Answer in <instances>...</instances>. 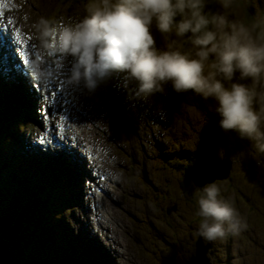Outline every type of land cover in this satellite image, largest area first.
I'll use <instances>...</instances> for the list:
<instances>
[{"label":"rangeland","instance_id":"374dc122","mask_svg":"<svg viewBox=\"0 0 264 264\" xmlns=\"http://www.w3.org/2000/svg\"><path fill=\"white\" fill-rule=\"evenodd\" d=\"M10 1L11 3L9 4L4 0H0L3 8L13 15V24L19 30L30 52L36 49L37 42L39 43L40 40L36 27L37 25L35 23L40 22L42 19L48 20V14L51 12L56 14L57 11L65 7L61 13L64 14L69 6L67 0H39L40 6L37 5L38 2L32 4V8L37 16L31 17L28 13V9L21 3L27 2L28 0H20L18 6H21V9L17 8L18 6H14V0ZM74 1L77 2V0ZM258 9L264 11V0H248V12L250 15H256ZM220 10L221 8L218 4L216 11ZM79 12H81V10H79ZM75 19L76 23L81 21V13H78ZM34 27L36 29H34ZM152 33L156 39L157 47L160 49L166 48L167 41L155 26L152 28ZM49 40H51V37ZM120 74L121 78L116 86H108L113 89L110 91L111 95L110 93L108 95L106 90L99 92V90L95 89L94 91L88 92L94 113L98 114V116L100 115L101 118L99 122L102 125L101 129H98L92 135H89L90 133L88 132L89 134L87 135H89L91 139L86 138V141L94 143V148L95 145H97L98 147L107 148V151L111 150L110 153L114 157L122 156L124 158L121 163L122 169L121 171L118 170L119 173H121V184H118V186H120L118 189L121 193H119V191L116 195H113V201L117 204H111L109 206L116 211L114 218L116 219L115 227L118 229L115 233H108L104 230V234L100 232L101 230L99 231L96 229V233L99 236L96 237L97 239L94 238L99 242H94L96 247L98 244L102 247V243L104 245L108 243L107 246H109V248L107 247V250L105 248H100V251H104L102 253L105 254L104 256L100 254L101 257L103 256V261L104 257L112 253L114 256H117L115 257L116 264H199L201 259H198L197 255L202 254L203 252L200 253V251L209 247L210 249L208 251L206 250L208 254H206L208 264H264V154H260L252 149L251 141L241 139L237 132L231 130L225 131L222 129L220 125L222 117L215 111L216 103L212 99L205 101L201 96L196 95L192 91L178 94L169 84L165 86L164 93L157 92L145 100L136 94L138 91L137 83L129 80L124 73H118L119 76ZM139 98L142 99V103L145 105L143 110L148 114L144 115L143 118L138 112L133 114L135 108L131 103L136 104L135 100ZM54 99L59 101V98ZM27 103V106L31 107L30 102L27 101ZM46 103L47 98L45 104ZM116 106H120V109ZM7 107L11 109L9 106ZM76 109L83 113L88 112L87 106L85 105L76 106ZM131 111H133V113ZM70 112L71 111L67 112L65 109L64 114ZM153 112H155V116L158 115L160 117L159 120H161V123L159 125L151 123V119L148 120V116L152 115ZM6 115V112H2L0 119L2 123H7L8 121L10 126L14 125V123L11 122L18 119L16 121L18 124L13 126L16 129V132H14L15 138H9L15 146L22 145L20 140L24 142V135H27V139L31 137L33 141L38 140L37 135H35L37 130L36 127L32 124L23 123L20 120L23 116L17 114L19 115L17 119L15 117L6 120L4 119ZM31 120L37 123L35 119L32 118ZM82 123L87 127L84 121H82ZM158 126L160 127L158 128ZM166 130H168V133ZM86 131H88V129H86ZM1 132L4 133L3 137H1ZM143 133H145L144 136ZM17 134H20L19 138L16 137ZM0 137L1 144L7 138L6 130H3L1 125ZM110 137L113 139H110ZM163 140L164 143H167L169 148L168 151H166V149L164 150V152H166L164 156L169 160L173 159L172 164L163 165L167 167V169L156 164L154 158L151 160L147 158L150 153L153 152L154 147L163 143ZM102 141L105 142V144L101 143ZM157 142L159 143L156 144ZM98 147H96L97 150L100 149ZM0 148L2 151L4 150L11 155L12 147L10 145L2 144ZM128 155H134L133 159L138 157L142 163L147 165L135 164L133 161H129L127 159ZM99 156L102 158L104 155L100 154ZM145 160H147V162ZM225 160H229L232 163L231 169L228 170V178L215 179L213 182L221 187L222 196L224 198H231L234 206L241 213V217L246 221L247 228L237 236L229 235L224 240L206 241L199 235L198 225L202 218L197 216L196 212L198 211V196L203 194V186L209 183L205 182L204 185L199 186L195 179L196 176H199L201 173V168L211 169L220 161L225 162ZM8 162L11 161L4 157L0 158V194L2 195L0 200L1 203L8 208L2 210L0 206V219L7 220L4 214H15L17 219L24 216L25 223L28 219L35 220V222H33L36 223L41 219V216H36L37 214L40 215V212L35 214L33 211L34 214H29L31 217H28L26 211L31 204L28 202L29 204L24 205L23 203L26 202L21 204V201H25L22 194L25 196L31 195L33 200L40 194L39 198L43 199V203L46 206L44 207L46 223H43L42 227L44 228V225L48 227L49 224L47 222L51 221L49 222L51 228L47 231L55 234V232L61 233L63 230L64 224H61V226L59 222H63L62 216L67 214L68 209L70 211H76L75 213L87 212L88 210L86 209L88 208L90 210V207L94 204L93 201L95 197L92 194V188H94V185L97 183L95 182L96 176L92 175L89 177L90 179L86 183L87 189H85V192L88 193V197L84 198L81 197L82 195H76L75 197L78 204L72 205L73 202H70V194L74 191V194L80 195L83 189L79 187L81 182L78 179H74L73 181L77 188H71V182H69V180L67 181L69 190L68 192L66 190V193L60 186V184L62 185L63 183H55V186H51L49 183L45 186L41 185L37 178H31L26 174L29 170H24L19 167L15 170L12 164ZM166 162L169 161L166 160ZM6 164L8 167H6ZM223 166L224 165L221 164L218 165L219 168ZM116 167L120 169L118 164H116ZM145 167H148L151 173L148 175L150 181L146 183L144 180V184L139 176L141 172L144 176L145 171L142 170H144ZM188 167L189 169L194 167V170L190 171L187 169ZM57 169L59 170V168ZM224 172L225 168L222 169L221 173ZM41 173L43 174L44 172ZM202 174L205 176V179H212L215 177L216 171L212 168L208 172H202ZM79 178L86 181L88 177H86V179L83 177ZM33 181L36 182V186L40 185L42 189L38 190L30 187L28 190L25 188L26 184H32ZM97 181L99 182L100 180ZM35 185L33 184L34 187ZM5 188L8 189V191H5L7 195H4ZM16 188L20 189L23 193L20 194L19 190ZM54 188L57 191H54ZM133 188L137 190L134 191ZM61 191L63 192V199H61L62 195L61 197L58 196L61 194ZM143 195L146 196L144 204L141 202L143 201ZM20 197L21 200L19 201ZM79 199H81V201H79ZM122 201H124V203H122ZM64 202L68 204L67 210H63L65 208L61 205V203L64 204ZM59 205H61V207ZM104 208L105 207H103V209ZM60 210H63V212L62 215L57 218L58 220L60 219V221L56 222L55 225L54 218L59 215ZM75 216L76 219L74 220L81 224L83 219L79 218L77 214ZM117 216L119 218H117ZM92 218H99V216L96 217L95 213L90 210L89 215L85 216V220L87 219V221L85 224H81L83 229L90 231ZM18 221L19 224H16L14 221L15 228L12 229V234L14 235L12 241L9 240V235H11L10 232L6 234L2 230L0 231V258L6 257L8 259V261L6 259L2 260L5 264L17 263V253L22 259L21 261L19 260V264H24L25 261L28 260L29 255V258H34L31 257L29 250L28 252L24 251L25 246L23 245L24 242L27 244L25 239L28 240L27 236L29 233L27 229L30 228H25L24 225L21 224L20 218ZM69 224L76 225L72 222ZM125 225L130 226V232L127 234L126 230H124V228L127 227L120 228V226ZM35 226L36 224H33V231L31 233V236L33 235L34 238L37 235ZM37 229L40 231L41 228L39 227ZM24 231L25 235L23 236ZM92 235L93 234L89 236L90 239H92ZM105 235L108 236L107 239H105ZM54 236H56V234ZM70 236L74 241L76 240L74 243H77V237L74 235ZM80 237L81 236L78 238ZM83 237L84 235H82L80 239L82 241L81 245L83 247H90L91 244L87 242L88 239L85 240L86 243H84ZM52 239L50 241L41 240V242L37 240V242L34 241V243L29 240L36 249V252L41 254L38 259L34 258L37 263L93 264L90 263V261H84L77 255L74 256L75 251L72 250L73 252H70L71 249L75 248L74 246L71 248L66 242H62L61 244H65L63 245L64 250H62L61 244H59V246L57 244H55L56 246L52 244ZM122 244L125 245V250L123 251L124 255L122 254L119 256L116 250L122 251V249H124ZM10 245L13 246L16 255L7 252V250L11 251ZM66 246H70V249L67 250ZM3 250L5 252H3ZM197 250H199V253H197ZM42 252H45V255L48 257L44 259V254H42ZM139 252H141L140 255ZM95 259H97L98 262L101 261L100 257H95ZM48 260L51 262H48ZM102 264L107 263L102 262Z\"/></svg>","mask_w":264,"mask_h":264},{"label":"clouds","instance_id":"9594fccd","mask_svg":"<svg viewBox=\"0 0 264 264\" xmlns=\"http://www.w3.org/2000/svg\"><path fill=\"white\" fill-rule=\"evenodd\" d=\"M89 0L78 23L36 26L46 48L71 56L68 79L94 91L124 73L147 100L171 85L216 103L225 131H235L264 154V11L248 12V0ZM179 18V19H177ZM155 28L165 37L157 47ZM52 37L49 44L48 37ZM250 81V82H249ZM198 196L199 235L206 241L237 236L246 221L231 198L212 182Z\"/></svg>","mask_w":264,"mask_h":264},{"label":"bare ground","instance_id":"6f19581e","mask_svg":"<svg viewBox=\"0 0 264 264\" xmlns=\"http://www.w3.org/2000/svg\"><path fill=\"white\" fill-rule=\"evenodd\" d=\"M34 2H38L37 5L40 6L39 0H28L27 2H21L22 5L28 9V13L31 15V17L37 16L34 9L32 8V4H34ZM88 2L85 3L78 2L76 7L75 6L71 7L67 3L69 5L68 10L64 14L61 13L63 12V9L65 7L57 11L56 12L57 15L51 12L50 14H48V20H47L49 21V27L52 28V27H59L62 25L73 24V23L75 24L76 23L75 18H77L78 13H81L83 19L87 15V12L85 10V5ZM14 3H15L14 6H18L20 4V0H16V1L14 0ZM17 8L21 9V6H18ZM79 10H81V12H79ZM0 18L3 20V22L0 20V108L1 109L4 108L5 110L8 109L9 111V113L4 119L6 118L12 119L15 117L17 119L19 115L23 116V118H21L20 120L23 123L34 125L37 129L35 135H37L38 138L37 141L36 140L33 141L31 137L27 139V135H24L23 136L24 142L20 140V143L22 145L15 146L14 143H12L11 139L9 138L10 136L12 138H15L14 132H16L15 131L16 129L13 126L18 124L16 122L13 126H10L8 132L6 133V137H7L6 140L0 144V147L2 144L10 145L12 147L11 155H9L4 150L3 152H1L2 150L1 148H0L1 149L0 152L3 153L4 158H7L11 161L8 163L12 164L13 169L15 168V170H17V167H19V168H23L24 170H29L26 172V174L29 175L31 178H37L39 184L41 185L45 186L49 183L51 184V186L53 185L55 186L57 183L58 184L63 183L62 185L60 184L61 189L64 192H66V190L68 192L69 184L67 181L69 180V182H71L72 184L71 188L73 187L75 188L76 184L73 181L74 179H78L81 182L79 187L83 188L84 190L82 189L80 195L76 193L74 194V191L72 192V194H70L71 195L70 202H73L72 205L78 204L75 197L76 195L77 196L82 195L81 197L84 198L88 197V193L85 192V189H87L86 183L90 179L89 177H91L92 175L95 176L94 170H98L97 175L100 176L95 177L96 179L95 182L97 183L94 185V188H92L93 189L92 194L94 195L95 200L93 201L94 204L90 207V210L95 213L96 217L99 216V218H92V222L90 224V231H87V229L85 230L82 228L83 226L81 224L83 223L85 224V222L87 221V219L85 220V216L89 215L90 210L87 208L86 209L88 210L87 212L80 213L77 209L79 213H75L76 211H70L69 209L67 210L68 204L66 202H64V204L61 203L63 208H65L63 210H67V214L62 216L63 222H61L60 219L59 220L57 219L60 215H62L63 210H60L59 215L55 217L54 220H55V225L56 222L59 221H60L59 222L60 225L64 224L63 230L61 231V233L56 232L57 234L56 236H54L55 234H51L50 240L53 238L52 244L53 245L57 244L59 246V244L62 243V238L63 239L66 238L67 241L65 242L67 243V245H70L71 248H73V246L75 247L71 249L70 252H73L72 250H74L75 251L74 256L77 255L78 257H81L84 261H90V263L93 264H100V263L102 264V262L103 263L106 262L107 264H114L116 259L115 257H117L116 255L114 256L112 253H110L106 257H104V261H103V256L105 254L102 253L104 251H100V248H105L107 250V247L109 248V246H107L108 243L104 245L101 242L103 246L101 247L98 244V246L96 247L94 242H97L96 237L99 236L96 233V229L99 231L101 230L100 232L102 234H104L103 232L104 230L107 231L108 233L109 232L115 233L118 229L115 227L116 219L114 218V214L116 211L110 208L109 206L111 204L112 205L117 204L116 202L113 201V195H116V193L120 191L118 189L120 187L118 186V184L119 185L121 184L120 183L121 173H119L118 170L121 171L122 169L121 163L124 158L122 156L114 157L110 153L111 150L107 151V148L98 147L97 145H95L94 148L93 146L94 143L86 141L87 140L86 138L91 139L89 135H92L98 129H101L102 124L99 122L101 117L100 115L98 116V114L94 113L92 102L88 96V92H90V90H88L83 83H81L80 85H73L68 79V76H70L71 74V68L74 63V58L71 56L64 57L58 51H55L52 48H46L41 42V40H39V43L37 42L36 49L33 52H30L19 30L13 24V15L8 10H5L3 8L1 2H0ZM38 23L39 22L35 24L38 25ZM34 29L36 28L34 27ZM17 33H19L18 36L16 35ZM50 37L51 36L47 38L49 44H51L52 42V37L51 40H49ZM5 58L9 59L8 67H6L3 63ZM120 78H121V74L119 76L118 73H114L110 79L100 83L96 89L99 90V92H101L102 90H106L107 92L108 91L110 92L113 90L111 87H115L118 81L120 80ZM108 86L111 87L109 88ZM46 98H47V103L45 104ZM54 98H59V101H56ZM27 101L30 102L31 107L27 106L28 104ZM135 103L136 104L131 103L135 108L134 113L133 111H131L133 114H136L135 112H138L139 114L142 115V118L144 115H148L143 110V108H145V105L144 103H142V99L139 98L135 100ZM80 105L87 106L88 112L83 113L80 110L76 109V106H80ZM7 106H9L11 109H9ZM64 108L67 110V112L69 111L71 112L64 114L65 112ZM31 117L35 119L37 123H34L31 120L32 119ZM150 119H151V123H154L155 125H159L161 123V120H159L160 117L158 115L155 116V112H153L152 115L148 116V120ZM82 121H84L87 124V127H85L86 125L83 124ZM159 127L160 126H158V128ZM86 129H88V131H86ZM166 132L168 133V130H166ZM84 133H85V137H84ZM144 134L145 133H143V136ZM1 135H2L1 137H3L4 133H2ZM19 136L20 134H17L16 137L19 138ZM111 138L112 137H110V139ZM101 143L105 144V142L103 141ZM158 143L159 142H157L156 144ZM158 145L159 146L154 147L153 149L154 153L153 152L150 153V155L147 158H150V160L154 158L156 160V164H159L160 167L163 165L172 164L173 159L169 160L167 157L164 156V154H166L164 150L165 149L166 151L169 150L167 143H164L163 140V143ZM48 146H52V147H48ZM96 147L100 149L97 150ZM78 151L81 157L79 156ZM100 154L106 157L102 156L101 158L99 156ZM89 156H91V158H88ZM133 156L134 155H128L127 159L129 161H133L135 164H140V165L145 164L142 163V161L138 159V157L133 159ZM32 157L35 158L36 160L33 159ZM166 160H168L169 162H166ZM145 161L147 162V160ZM116 164L119 165L120 169L116 167ZM6 167H8L7 164ZM57 168H59V170ZM164 169H167V167H164ZM142 171L145 172H144V176L142 172L140 173L139 176L140 180L143 183L144 180L146 183L149 182L150 179L148 175H150L151 171L148 170V167H145L144 170ZM41 172L44 173L42 174ZM224 173H220V175H223ZM79 177H83L85 179L86 177L88 178L86 179V181H83L82 178ZM216 179H221V178H216ZM97 180L100 181L98 182ZM33 184L35 185L36 182L33 181L32 184L31 183L26 184L25 188L29 190L30 187L31 188L34 187ZM56 187L59 188L58 186ZM34 188L38 190L42 189L40 185L39 186L35 185ZM133 190L136 191L137 189L133 188ZM54 191L57 190H55L54 188ZM119 193H121V191ZM122 193L126 194L125 192ZM61 195H62L61 199H63L62 191L61 194H59L58 196L61 197ZM142 200L143 201L141 202L144 204V202L146 201V196H144ZM79 201H81V199H79ZM28 202H31V200L28 199ZM122 203H124V201H122ZM61 205L59 206L61 207ZM103 207L105 208L103 209ZM76 214L79 218L83 219L84 222L82 221V223L80 224L79 222L75 221L74 219H76L75 216ZM19 218L21 219V224L24 225L25 221L23 220H25V217L24 218L19 217ZM19 218L17 219L16 215L12 217L13 221H15L16 224L17 223L19 224L18 221ZM117 218L119 217L117 216ZM71 222L76 225L69 224ZM128 225L120 226V228L127 227L124 228V230H126V234L130 232V226ZM91 234H93L91 237L92 239L89 238ZM70 235H74L77 237V243H74V240L73 238H71ZM82 235H84L85 237V238L83 237L84 243H86L85 240L88 239L87 242H90L91 244L90 247L87 246L83 247L81 245L82 241L80 239ZM79 236L81 237L78 238ZM27 237H29L31 241L35 240V238L33 236H29V234ZM107 237L108 236L105 235V239H107ZM63 245L65 244H61L63 248L62 250H64ZM122 245L124 246V249H122V251L116 250L118 251L117 253L119 254V256L122 254L124 255L123 251L125 250V245L124 244ZM70 246H66L67 250L70 249ZM9 247L11 248V251L7 250V252L9 254L16 255V252L13 250V246L10 245ZM209 249L210 248L208 247L207 251ZM200 252H205V251L201 250ZM140 253L141 252H139V255ZM197 253H199V250H197ZM100 254L101 255L103 254V256L101 257ZM95 257L96 258L100 257L101 261L98 262L97 259H95ZM16 259L18 260V262L17 263L15 262L14 264H19L20 263L19 260L20 261L22 260L21 256L18 255V253L16 255Z\"/></svg>","mask_w":264,"mask_h":264},{"label":"trees","instance_id":"16d2710c","mask_svg":"<svg viewBox=\"0 0 264 264\" xmlns=\"http://www.w3.org/2000/svg\"><path fill=\"white\" fill-rule=\"evenodd\" d=\"M68 1V4L72 7V6H77V3L78 2H83V3H85V2H88L89 0H77V2H75L74 0H67ZM217 6H218V3H217V0H211V3L208 5V7L212 10V11H216V9H217ZM178 19V18H177ZM2 112H6V114H8L9 113V111H7V110H5L4 108H0V115H1V113ZM7 116V115H6ZM6 120H9V119H7L6 118ZM17 120H14V124H15V122H16ZM0 125H1V128L4 130V128H5V130H6V133L8 132V130L7 129H9V127H10V125L8 124V121H7V123H2V120L0 119ZM1 138V137H0ZM1 152H3L2 150H1ZM1 157H3V153H1L0 154V158ZM189 166V165H188ZM177 167V166H176ZM190 167V166H189ZM189 167L187 168V169H189ZM194 168V167H193ZM193 168H190L189 170L190 171H193L194 169ZM3 179V178H2ZM34 188V187H33ZM0 190H1V188H0ZM5 191H8V189L7 188H5L4 189V193H5ZM21 194V193H20ZM4 195H7V193H5ZM23 195V197H24V199H25V201H21V204L23 203V202H26V203H23L24 205H27V204H29L28 203V199H30L31 200V202H30V207H29V209L26 211V214H27V216L29 217L30 215L29 214H34L33 213V211L35 212V214H37V213H39L40 212V215H36L37 217H39V216H41V219L40 220H38L36 223H34L35 222V220H32V219H28V221L24 224V227H29L30 229H28V233H29V236H31V233H32V231H33V224H36V231H37V235H36V237H35V240L34 241H36L37 242V240H39L40 242H41V240H47V241H50V236H51V234L52 233H49L47 230L49 229L50 230V228H51V225H50V227H49V225H48V227H46L45 225H44V228L42 227L43 225V223H46V220H45V217H46V213L44 212V207H46L45 205H44V203H43V199H40L39 198V196H40V194H39V196L38 197H36L34 200H33V198L31 197V195L30 196H25L24 194H22ZM2 197V195L0 194V198ZM21 200V197L19 198V201ZM19 204H20V202H19ZM0 206L2 207V210L3 209H8V208H6L7 206H4L2 203H1V200H0ZM32 207V208H31ZM24 213V212H23ZM50 214H52L51 212H49ZM25 214V213H24ZM4 216H5V218L7 219V220H5V219H0V231L2 230V231H4L6 234L7 233H11V235H9V240L10 241H12L13 240V234H12V229L13 228H15V222L13 221V219H12V217H14L15 216V214L14 215H11V214H4ZM43 216V217H42ZM24 217V216H23ZM31 217V216H30ZM49 219V218H48ZM48 219H47V221H48ZM23 221H25V220H23ZM34 221V222H33ZM49 222H51V221H48L47 223L48 224H50ZM54 222V221H53ZM30 225V226H29ZM41 228L40 229V231L37 229V228ZM30 230V231H29ZM55 234H56V232H55ZM25 235V231H24V234H23V236ZM57 235V234H56ZM22 236V237H23ZM33 236V235H32ZM37 238V239H36ZM40 238V239H39ZM27 239L28 240H26L25 239V241H27V244L24 242V240H23V245L25 246L24 247V251H27L28 252V250L30 251V254H31V257H34V258H39V256L41 255V254H39V252L37 253L36 252V249L33 247V245H32V243H34V241L32 240L31 242L32 243H30L29 242V237H27ZM28 248V249H27ZM46 248V247H45ZM34 252H35V254H34ZM42 254H44V259H45V257H48L47 255H45V252L43 253L42 252ZM28 256V255H27ZM26 256V257H27ZM43 256V255H42ZM34 258H29V256H28V260L27 261H25V263L24 264H29V263H31V264H40V263H37V261H36V259H34ZM48 259V258H47ZM48 262H51V261H49L48 260ZM42 264H46V263H42ZM49 264V263H48Z\"/></svg>","mask_w":264,"mask_h":264},{"label":"water","instance_id":"95a60500","mask_svg":"<svg viewBox=\"0 0 264 264\" xmlns=\"http://www.w3.org/2000/svg\"><path fill=\"white\" fill-rule=\"evenodd\" d=\"M223 162V163H222ZM226 163V164H225ZM219 164H221V165H224L222 168H219L218 167V165ZM231 166H232V163L229 161V160H225V162L224 161H220L219 163H217L214 167H212L213 169H215V171H216V175L217 176H215V177H213L212 179L210 178V179H205L204 178V176H203V174H202V172L204 173V172H208V171H210L211 169H209V168H201L200 170V174H199V176H196V179H195V181L197 182V185H199V186H202V185H204V183L205 182H207V183H212L213 182V180L214 179H216V178H221V179H225V178H228L227 177V175H228V170L229 169H231ZM225 168V173L223 174V175H220V173H221V171H222V169H224ZM206 170V171H205ZM205 179V180H204ZM8 249V248H7ZM206 250H207V248H205L204 249V251L205 252H203L202 254H199V255H197V257H198V259H201V262L199 263V264H208V259H207V257H206ZM3 252H5L4 250H3ZM201 253V252H200ZM7 260L8 261V259L6 258V257H1L0 258V264H5L2 260Z\"/></svg>","mask_w":264,"mask_h":264},{"label":"snow or ice","instance_id":"6c2138e0","mask_svg":"<svg viewBox=\"0 0 264 264\" xmlns=\"http://www.w3.org/2000/svg\"><path fill=\"white\" fill-rule=\"evenodd\" d=\"M17 36L19 35V33L16 34Z\"/></svg>","mask_w":264,"mask_h":264}]
</instances>
